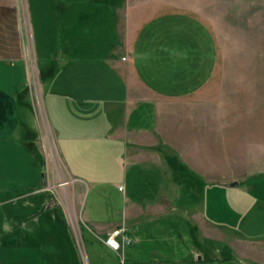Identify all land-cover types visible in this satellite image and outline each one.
<instances>
[{"label":"crops","instance_id":"0c3cea01","mask_svg":"<svg viewBox=\"0 0 264 264\" xmlns=\"http://www.w3.org/2000/svg\"><path fill=\"white\" fill-rule=\"evenodd\" d=\"M156 3L0 0V264H264V172L227 166L215 35ZM30 52L77 224L30 117Z\"/></svg>","mask_w":264,"mask_h":264},{"label":"rangeland","instance_id":"374dc122","mask_svg":"<svg viewBox=\"0 0 264 264\" xmlns=\"http://www.w3.org/2000/svg\"><path fill=\"white\" fill-rule=\"evenodd\" d=\"M156 2H158L155 4L156 12L188 11L210 24L219 47L223 75L222 90L225 92L226 104L225 118L221 115L218 121L231 127L236 125L235 147L234 150L231 149L234 152L229 155L230 158L227 156V166L236 173H242L243 176L264 172V0H156ZM29 54L31 89L35 104L33 115L30 117L36 130L40 129L41 143L48 154L49 165L57 172L55 180L51 182V188L58 190L70 220L77 224L76 204L80 203L82 196L74 197L68 191L69 184L58 158L50 118L43 108L37 68L39 58H36V64L33 53ZM51 144H54L57 154L55 157L51 154ZM106 181L101 184V188L109 192L110 195L105 196V201H109V208L112 209L123 194L114 188V182ZM85 188L83 207L86 203L89 207L94 191L89 198L87 185ZM6 197L7 194H3L1 199ZM112 197L116 199V203H113ZM110 214L114 215L115 211H111ZM3 221L0 219V226ZM83 251L85 253V249Z\"/></svg>","mask_w":264,"mask_h":264},{"label":"built area","instance_id":"2783aa9c","mask_svg":"<svg viewBox=\"0 0 264 264\" xmlns=\"http://www.w3.org/2000/svg\"><path fill=\"white\" fill-rule=\"evenodd\" d=\"M123 59H126V57ZM120 189L122 190L123 188L120 187ZM124 230V228H117L107 236L105 242L113 250L119 251L121 249V242L119 238L124 236Z\"/></svg>","mask_w":264,"mask_h":264},{"label":"bare ground","instance_id":"6f19581e","mask_svg":"<svg viewBox=\"0 0 264 264\" xmlns=\"http://www.w3.org/2000/svg\"><path fill=\"white\" fill-rule=\"evenodd\" d=\"M50 147H51V154L53 157H55L54 155H57V154H56L55 149H54V144H51Z\"/></svg>","mask_w":264,"mask_h":264}]
</instances>
